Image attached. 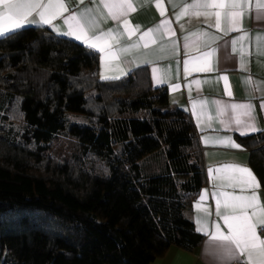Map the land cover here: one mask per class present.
I'll use <instances>...</instances> for the list:
<instances>
[{
	"label": "trees",
	"instance_id": "trees-1",
	"mask_svg": "<svg viewBox=\"0 0 264 264\" xmlns=\"http://www.w3.org/2000/svg\"><path fill=\"white\" fill-rule=\"evenodd\" d=\"M99 62L47 27L0 38V264H151L203 243L190 115L147 68L103 81ZM239 141L264 188V131Z\"/></svg>",
	"mask_w": 264,
	"mask_h": 264
},
{
	"label": "crops",
	"instance_id": "crops-1",
	"mask_svg": "<svg viewBox=\"0 0 264 264\" xmlns=\"http://www.w3.org/2000/svg\"><path fill=\"white\" fill-rule=\"evenodd\" d=\"M160 2L163 7L158 9L154 6V0H148L146 4L144 0H138L137 10L128 15L131 25L139 26V30L131 37L125 32L121 23L108 17L107 9L101 7L96 11L99 0H84L83 4L79 3V0H68V7L70 12L74 13H79L85 8L93 9L92 17L96 20L97 26L88 33L89 36L113 32L112 39L99 42L105 46V51L90 48L99 54L101 80H117L104 79L105 75L118 76V79H121L138 68H147L152 86L166 88L170 104L185 110L190 115L197 133L205 165L206 185L193 201L189 216L194 222L196 231L204 236L203 243L195 251L172 246L164 257L158 258L151 264H229L233 261L220 254L221 246L210 241V235L215 232L216 224L220 225L222 232L225 234L228 232L225 221L216 215L218 199L219 211L221 215L225 213V197L214 196L213 193L249 195L250 192L241 191L243 187L239 184L241 174L226 166L237 165L251 170L260 184L257 192L261 202L264 203V188L250 164L251 151L239 141L240 137H250L264 131V42L258 44L256 40L258 35H264V18L257 19L253 7L243 16L241 30L227 31L228 23L223 17L220 29L209 26L203 17H180L181 6L190 0H172L171 3L169 0H160ZM141 4L143 6H140ZM67 15L69 13H65V16ZM164 19L170 21L172 31L154 33L155 43L150 41L148 46L144 47V42L139 41L140 36L145 31L155 28ZM54 23L60 25L62 21L56 20ZM181 25L184 27L182 28ZM43 27L49 28L47 25ZM193 33H207V35H193ZM241 36L247 38L241 40ZM75 41L88 47L79 40ZM233 41H236L235 45ZM137 42L140 46H136ZM125 49L127 51H123ZM213 50H215L214 55L204 58L205 53ZM106 53H109L107 60ZM185 61H191L187 65V71H185ZM154 69H158L161 76L168 78L166 83H157L155 79L157 73L153 71ZM223 77H227V80L225 81ZM197 81L199 84L196 83ZM176 84H179L180 88L174 91L173 85ZM231 104L245 105V107L236 112L230 108L220 111L221 107ZM237 117L245 123L254 124L258 130L241 135L238 129L242 125L238 126L234 122ZM229 140L238 147H232ZM205 193H207L206 198L201 199ZM251 212L252 210L249 209L250 214ZM198 218L207 221L209 235L206 236L197 230Z\"/></svg>",
	"mask_w": 264,
	"mask_h": 264
},
{
	"label": "snow or ice",
	"instance_id": "snow-or-ice-1",
	"mask_svg": "<svg viewBox=\"0 0 264 264\" xmlns=\"http://www.w3.org/2000/svg\"><path fill=\"white\" fill-rule=\"evenodd\" d=\"M171 3L172 0H169ZM83 4L84 0H79ZM138 0H99L96 11L102 7L107 9V15L112 20L121 23L124 26L125 32L129 37L139 30V26H132L128 20V15L137 10ZM148 0H144V4ZM140 6H143L141 4ZM154 6L158 9L163 5L160 0H154ZM176 5H173L175 7ZM255 8L256 18H264V0H190L181 6L179 16H190L195 18H204V21L209 26H214L217 29L221 27L222 17L227 21V31L241 30V23L243 16L249 12L250 9ZM93 9L85 8L79 13L70 12L68 7V0H0V38L7 39L14 38V35L19 34V30L25 29L26 26L36 25L43 27L47 25L58 35L65 37H72L86 44L89 48L98 51H105V46L100 44V41H107L113 38V32L108 31L100 35L89 36L88 33L97 26L96 20L92 17ZM65 13L69 15L65 16ZM163 15V12L161 13ZM61 20L60 25L55 24L54 21ZM183 28L184 26L181 25ZM169 33L172 31L170 21L164 19L155 28L145 31L139 38L143 41V46L147 47L153 39L154 33ZM193 35H207V33H193ZM148 38V39H146ZM246 36H241L240 39H246ZM187 41V37L185 38ZM256 40L259 43L264 42V35H258ZM235 45L236 41L232 42ZM136 46H140L137 42ZM188 46L187 43L185 45ZM235 51V48L233 49ZM123 51H127L126 49ZM215 50L210 53H205V57L214 55ZM109 53H106L107 60ZM241 61L243 62V53L241 54ZM191 61H185V71L187 65ZM148 63H151L148 61ZM157 73L155 79L158 84L166 83L167 77L161 76L158 69H154ZM104 79H118V76H103ZM226 81L227 77H223ZM199 84V81L196 82ZM250 83V81H246ZM180 88L179 84L173 85V90ZM203 102H201L202 104ZM245 105L231 104L221 107L220 111L230 108L233 112L244 108ZM235 124L241 126L238 130L241 135L247 134L249 131H257L258 129L252 123H245L239 117L235 119ZM232 147H238L234 142L229 140ZM226 168L241 174L239 184L242 185L241 191L250 192L249 195H231L220 192L213 193L214 196H223L225 213L221 215L219 211L220 200H217L216 215L220 216L228 227V232L225 234L221 231L220 225H215V232L210 235V241L219 244L220 254L230 260L236 261L237 264H264V203L261 202L257 189L260 188L259 182L253 175L251 170L246 167L237 165H227ZM220 171V169H217ZM205 196L201 199H205ZM199 207V205H197ZM249 209L252 210L251 214ZM196 223L199 225L198 231L209 235V227L207 221L197 219ZM259 229V232H258Z\"/></svg>",
	"mask_w": 264,
	"mask_h": 264
},
{
	"label": "built area",
	"instance_id": "built-area-1",
	"mask_svg": "<svg viewBox=\"0 0 264 264\" xmlns=\"http://www.w3.org/2000/svg\"><path fill=\"white\" fill-rule=\"evenodd\" d=\"M261 235H264V233H262ZM229 264H237V262L236 261H233V262H231Z\"/></svg>",
	"mask_w": 264,
	"mask_h": 264
},
{
	"label": "rangeland",
	"instance_id": "rangeland-1",
	"mask_svg": "<svg viewBox=\"0 0 264 264\" xmlns=\"http://www.w3.org/2000/svg\"><path fill=\"white\" fill-rule=\"evenodd\" d=\"M73 119L75 120V117H73Z\"/></svg>",
	"mask_w": 264,
	"mask_h": 264
}]
</instances>
